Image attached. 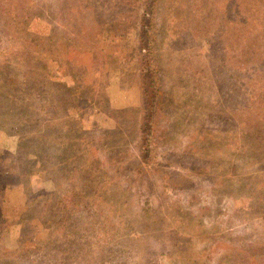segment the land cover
I'll return each instance as SVG.
<instances>
[{"label": "rangeland", "instance_id": "obj_1", "mask_svg": "<svg viewBox=\"0 0 264 264\" xmlns=\"http://www.w3.org/2000/svg\"><path fill=\"white\" fill-rule=\"evenodd\" d=\"M0 264H264V0H0Z\"/></svg>", "mask_w": 264, "mask_h": 264}, {"label": "trees", "instance_id": "obj_2", "mask_svg": "<svg viewBox=\"0 0 264 264\" xmlns=\"http://www.w3.org/2000/svg\"><path fill=\"white\" fill-rule=\"evenodd\" d=\"M152 9L153 8H150L148 11V7H146L147 16H144V18H147L148 21H149L150 15L153 13ZM148 14L150 15L148 16ZM144 18L142 19V24L147 26L148 21H144ZM143 71H144V77H143L142 87L144 89V101H145L147 113L144 114L143 116V120L141 121L142 122L141 128L142 130L143 128H146L147 133L151 134L156 131V119L154 117L156 115V112L158 111V105L161 103L162 97H161L160 90L158 88L157 79L154 80L151 78V76H149L148 77L149 80L146 81V78H145L146 69L145 70L143 69ZM143 145L147 147L146 143H144ZM105 217H108V216L106 215Z\"/></svg>", "mask_w": 264, "mask_h": 264}]
</instances>
